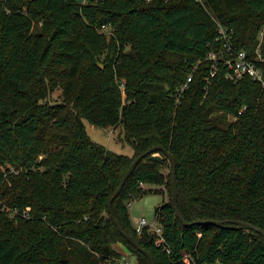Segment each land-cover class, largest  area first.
<instances>
[{
	"label": "trees",
	"instance_id": "16d2710c",
	"mask_svg": "<svg viewBox=\"0 0 264 264\" xmlns=\"http://www.w3.org/2000/svg\"><path fill=\"white\" fill-rule=\"evenodd\" d=\"M219 27L238 50L259 46L264 82V0H0V264H125L115 244L150 264L107 204L157 145L175 158L183 220L223 226L182 225L160 153L113 200L119 228L155 264H264V237L233 228L264 231V86L226 79L221 62L211 75ZM83 120L121 125L133 156L91 141ZM139 184L167 192L155 218L168 253L131 223Z\"/></svg>",
	"mask_w": 264,
	"mask_h": 264
},
{
	"label": "built area",
	"instance_id": "2783aa9c",
	"mask_svg": "<svg viewBox=\"0 0 264 264\" xmlns=\"http://www.w3.org/2000/svg\"><path fill=\"white\" fill-rule=\"evenodd\" d=\"M85 0H82L81 3H84ZM146 2H150L151 0H145ZM167 1V0H166ZM198 2H202V0H197ZM100 33L106 34L107 36L111 35L109 27L102 25L99 30ZM220 34V40L222 41L223 52L219 53H210L208 55V60L212 61L213 72L216 69V66L219 62L225 65L228 69L226 73V79L232 82H238L244 76L250 77L254 81L260 82L264 86V82L262 79V72L259 68V64L263 62V59L258 51L259 46L255 51V56H251L244 50H238L234 48L230 43V37L228 36L225 29L219 27L218 30ZM261 37V36H260ZM190 81V78L187 79L186 83L179 89L181 93L186 87L187 83ZM10 172H14L13 168H10ZM141 188H144L143 184H139ZM134 199V198H132ZM1 204V202H0ZM130 203H127V207L130 208ZM7 213L10 214V217L18 214L17 210H10L8 208L5 209ZM22 217L28 218L26 211L22 212ZM132 225L137 235H140L144 228H148L149 231L155 236L154 243L157 247H163V250L168 253V249L165 247V240L162 234V229L159 225L154 226L153 224H148L144 218L134 219L132 221ZM192 264H197L196 261L191 258ZM209 264H218V263H209Z\"/></svg>",
	"mask_w": 264,
	"mask_h": 264
},
{
	"label": "rangeland",
	"instance_id": "374dc122",
	"mask_svg": "<svg viewBox=\"0 0 264 264\" xmlns=\"http://www.w3.org/2000/svg\"><path fill=\"white\" fill-rule=\"evenodd\" d=\"M61 91L56 90L50 95V100L54 101L60 97ZM85 126V131L91 141L104 146L107 150L132 157L134 154L133 149L124 139V132L121 125L114 128H100L90 125L86 120L82 121ZM168 168L164 167L163 172L168 173ZM144 193L136 199L129 201L130 208H128L129 218L131 223L134 219L144 218L148 224L158 225V221L155 218V210L162 202L168 199L165 189L147 185L144 186ZM125 264H136L134 257L127 254V257H123Z\"/></svg>",
	"mask_w": 264,
	"mask_h": 264
},
{
	"label": "water",
	"instance_id": "95a60500",
	"mask_svg": "<svg viewBox=\"0 0 264 264\" xmlns=\"http://www.w3.org/2000/svg\"><path fill=\"white\" fill-rule=\"evenodd\" d=\"M79 3H81L82 0H77ZM160 153L163 154V156L167 159V161L170 164L171 167V179H170V187H171V202L175 211V215L176 217L179 219V221L182 223V225L184 227H191L192 225H214L217 227H222L223 223L219 222V221H212V220H206V221H196L193 224L191 223H187L183 220V218L181 217L178 207H177V198H178V189H177V183H176V161L175 158L168 153L162 146H154L150 149H148L147 151L143 152L142 154L138 155L129 165L128 169L126 170V172L124 173L121 182L119 184V186L116 188V190L114 191L113 195L111 196V198L108 201L107 204V208H108V212L110 215V218L112 219L113 224L117 227L119 233L121 234V236L133 247L135 248L137 251H139L140 253H142L147 260L149 261L150 264H155L153 261L152 256L145 250H143L142 248H140V246L137 244L135 238L125 232H123L119 226L117 221L114 218V215L112 213V202L113 200L121 193L124 184L126 183L127 179L130 177V175L132 174V172L134 171L135 167L137 166L138 163H140L144 158H148V160L150 161H155V162H160L162 160V156L160 155ZM233 224L235 225L236 229H243V230H251L255 233L261 234L264 237V231L255 228L249 224L243 223V222H233Z\"/></svg>",
	"mask_w": 264,
	"mask_h": 264
},
{
	"label": "crops",
	"instance_id": "0c3cea01",
	"mask_svg": "<svg viewBox=\"0 0 264 264\" xmlns=\"http://www.w3.org/2000/svg\"><path fill=\"white\" fill-rule=\"evenodd\" d=\"M114 248L120 253L122 254L123 257H127V250L121 245V244H115ZM129 255V254H128Z\"/></svg>",
	"mask_w": 264,
	"mask_h": 264
}]
</instances>
